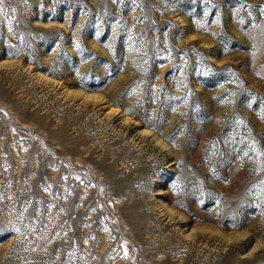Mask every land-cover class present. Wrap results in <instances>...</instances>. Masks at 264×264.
<instances>
[{"label": "rangeland", "instance_id": "rangeland-1", "mask_svg": "<svg viewBox=\"0 0 264 264\" xmlns=\"http://www.w3.org/2000/svg\"><path fill=\"white\" fill-rule=\"evenodd\" d=\"M0 264H264V0H0Z\"/></svg>", "mask_w": 264, "mask_h": 264}, {"label": "bare ground", "instance_id": "bare-ground-1", "mask_svg": "<svg viewBox=\"0 0 264 264\" xmlns=\"http://www.w3.org/2000/svg\"><path fill=\"white\" fill-rule=\"evenodd\" d=\"M83 95H85V97H90L91 95L90 94H87L85 92H82Z\"/></svg>", "mask_w": 264, "mask_h": 264}]
</instances>
